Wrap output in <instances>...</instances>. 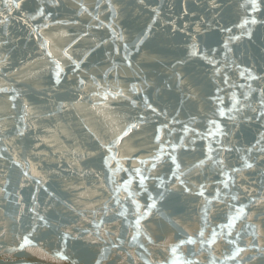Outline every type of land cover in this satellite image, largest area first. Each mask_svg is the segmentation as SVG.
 Here are the masks:
<instances>
[{
  "label": "water",
  "instance_id": "water-1",
  "mask_svg": "<svg viewBox=\"0 0 264 264\" xmlns=\"http://www.w3.org/2000/svg\"><path fill=\"white\" fill-rule=\"evenodd\" d=\"M18 2L0 0V264H264V2Z\"/></svg>",
  "mask_w": 264,
  "mask_h": 264
},
{
  "label": "snow or ice",
  "instance_id": "snow-or-ice-1",
  "mask_svg": "<svg viewBox=\"0 0 264 264\" xmlns=\"http://www.w3.org/2000/svg\"><path fill=\"white\" fill-rule=\"evenodd\" d=\"M262 2H264V0H262ZM10 6L12 8H14V9H19L21 5L18 2V0H11ZM249 6L251 7V9H252L253 12L257 11V9L259 8L258 0H249ZM43 14H44L43 13V9H40L39 12H38V15H43ZM4 22L5 21H0V23H4ZM256 23H257L256 18L255 17H252L251 19H245L243 21L242 25H241L242 28H245L246 29V31H245L244 34H246L249 38H251L252 31H251V28H248L247 26L249 24L255 25ZM228 31H231V30L228 29ZM233 39H239V37H233ZM49 55H51V53H49ZM65 55H67V52H65ZM191 55H197V51H196L195 46L193 47V51H192ZM69 59H71V58L69 57ZM73 63H75V62H73ZM76 67H79V65L77 64ZM56 68H57V72H56V82L59 83L60 82V73L62 72V69L60 68V65H59L58 62L56 63ZM247 71H248V79H257V77H254L252 75V73H251L250 70H247ZM241 76H244V72H241ZM235 106L236 105L234 103L233 104V107H235ZM153 111H155V109H153ZM219 115H221V116L225 115L224 111L221 110L220 113H219ZM261 115L264 116V113H261ZM134 127H137V125H129L128 131H131V129L134 128ZM124 135H127V132H125ZM157 140H159V136H157ZM173 148H175V145H173ZM108 151L110 152L111 151V148H109ZM154 159L158 161L160 159L159 155L156 156ZM169 159H171L173 162H175L176 157L174 155H170L169 156ZM142 163H145V161H142ZM200 163L203 164L204 161H201ZM220 163H222V161ZM244 166L247 167V168L253 167V165L251 163H247V162L245 163ZM152 167L155 168L156 167V163H153L152 164ZM176 167L178 168L179 165L177 164ZM135 172L137 174H139L140 173V169L139 168L135 169ZM225 175L227 176V173H225ZM144 179H145V177H143V176L140 177V185L141 186H143V184H144ZM228 179L230 180L231 177H229ZM127 183H128V181L125 182V184H127ZM161 183H163V182H161ZM223 183H224V187L225 188H228V186H229L228 180H225ZM129 195H131V193H129ZM201 195H203V189H201ZM160 198L163 199V194L162 193L160 195ZM216 198H219V192L217 193V197ZM233 199H236V197H233ZM119 203H120V201L117 200V204H119ZM155 205H156V201L153 200L152 204H150L148 207H149V209H151V208L155 207ZM245 207L246 206L241 205L239 208H236L235 209V215L229 218L228 223L227 224H224V225L218 226L220 228V231L222 232L224 230V228L231 229L233 227V222L235 220L239 219L242 215L245 214ZM121 214L123 215V213H121ZM37 219H38L39 222H42L45 225L48 223V221L45 219L44 216H40V215L37 214ZM136 227H137V233H136V235H134L132 237L133 240H136L138 238V236L141 234V232H140V218H137V220H136ZM228 235H231V233L229 232ZM217 236H218L217 230L216 229H212V231H211V237L207 241H205L203 239V237H204V231L201 230L200 233H199L200 242L201 243H207L209 245H211V244H213V243L216 242ZM72 239H73V237L69 233H64L61 236L60 243L62 245H65L66 246L68 244V242L70 240H72ZM149 239H151V238L149 237ZM187 242L190 243V244H195L197 241L194 240V239H192V238H189ZM28 243H30V241L28 240L27 237H25L24 238V243L21 244V247H24V245H26ZM121 243H122V241H121ZM184 243H185V241L181 240L178 245H176L175 247H172L171 248V252L175 255V253L177 252V248H179ZM229 243L232 244V245H234V246L236 244L235 240H230ZM114 247H115V245H114ZM141 247H143V245H141ZM241 251H243V249H240L238 246L235 247V251L233 252V256L238 255ZM57 254L58 255H62V253H57ZM65 259H67V257H65ZM97 264H100V261H97ZM146 264H147V262H146Z\"/></svg>",
  "mask_w": 264,
  "mask_h": 264
}]
</instances>
